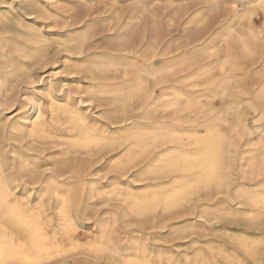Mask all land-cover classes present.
Here are the masks:
<instances>
[{"label": "bare ground", "instance_id": "6f19581e", "mask_svg": "<svg viewBox=\"0 0 264 264\" xmlns=\"http://www.w3.org/2000/svg\"><path fill=\"white\" fill-rule=\"evenodd\" d=\"M139 1L147 8L152 0ZM231 1L223 24L214 27L204 13L196 11L182 22L177 35L167 26L143 25L137 11L107 25V47L84 59L90 78L86 90L90 98L103 100L102 120L98 114L89 117L83 107L85 98L73 96L62 84L61 94L51 80L30 93L25 111L7 121L8 136L15 142L10 162L0 152V264H96L99 259L112 264H264V232L225 229L223 234L235 245L233 249L209 240L204 249L197 246L192 253L181 251V260L174 250L150 243V238L163 232L153 227L131 228L136 220L156 210L189 204L201 191L212 194L198 204L199 216L222 217L228 222L241 219L248 226L264 220V178L251 188L239 182L233 206L224 198L210 203L218 193L228 196L234 151L242 158L247 153L245 163L238 165L241 179L264 175V129L258 128L259 143L249 152L238 146L241 135L249 132L239 117L240 105L251 108L257 120L264 117V21L260 28L253 26L255 7L264 10V0ZM38 6L44 9L41 3ZM44 11L54 17L52 11ZM244 21L247 31L236 32L234 25ZM22 25L17 29L20 40L0 36V85H9L11 76L27 75L23 58H45L49 37L33 26L22 32ZM79 29L57 44H70L72 52L82 55L96 28L86 21ZM171 45L175 54L163 57ZM223 48L220 59L210 58ZM248 66H254L253 75L260 77L253 92L244 83ZM216 67L223 74L218 80L211 75ZM111 71H120L121 79H113ZM200 79L206 85L205 102L192 89ZM232 86L241 94L233 92ZM224 97L229 103L217 106L215 100ZM159 111L171 115L153 118ZM231 114H235V122L230 125ZM21 138L59 146L44 161L45 170L38 171L42 167L38 156L19 149L16 142ZM121 147L105 156L103 165L93 167L91 157L100 150ZM144 155L146 160L137 166ZM130 169L132 181L146 176L149 182L134 188L130 181L112 178L102 182L99 178L109 171L122 176ZM112 200L119 204L104 208L101 215L96 213L97 205ZM193 222L180 221L167 232L207 229L201 222ZM197 242L192 240V244Z\"/></svg>", "mask_w": 264, "mask_h": 264}, {"label": "rangeland", "instance_id": "374dc122", "mask_svg": "<svg viewBox=\"0 0 264 264\" xmlns=\"http://www.w3.org/2000/svg\"><path fill=\"white\" fill-rule=\"evenodd\" d=\"M38 3H41L44 6V9L39 8ZM238 4L237 7H239L237 9L241 7V3ZM231 7V0H152L150 6L147 8H142V4L139 0H0V36L12 37L10 41L14 39L20 40V34L17 29L18 24H23L20 28V31L26 32L29 29V26H33L38 29L41 34H44V36H47V38L49 37L45 43L46 46L44 48L46 52L45 58H23L22 61L25 64L23 72H27V75L25 74L24 76L17 78L11 76L9 85H0V152H2V156L8 160L7 162H10L11 156L14 155L12 149L15 145V142H13L12 139L10 140L8 136L6 129V125L8 123L7 121L17 118L20 114H22L26 109V107H24V103L27 101L26 99L28 98V96H30V93L32 91L36 92V88L41 83H46L49 80L52 81L53 88H55L57 94H61L62 90L60 91L59 84H62V88L70 89L73 96L76 95L75 97H78L82 101L85 98L83 107L86 114L89 117H91V115L93 116L94 114H98L99 118L102 120L103 115L101 114V110L103 106L100 105V103L103 100H97L92 96L90 98L91 94L88 90H86L89 89L90 78L88 75L89 70L87 67V63L84 62V59L86 55L93 52H100L102 49H105L107 47L108 40L104 36L106 33L105 29L107 25L112 26L118 22L119 18L126 19L137 11L139 19L143 25H147L152 22L156 26H167L169 30L172 31V35L173 33L177 35L178 32H181L182 22L192 12L199 11L204 13L207 20L213 23L215 27L224 23L222 17L223 15H225L224 13H230V10L228 9ZM47 9L54 13V17H50L49 15H47V13H45L44 10ZM255 10L256 13L253 16V26L254 28H260L261 23L264 21V10H262V7L259 5L255 7ZM86 21H90L94 24L96 33L91 38L89 47L84 50V53H82V55H77L75 51L72 52L73 49L70 44H57L58 41L60 42L65 40L69 34L75 32L76 30H80L79 28H81V26ZM241 25L243 26V28L241 27ZM247 25L248 24L246 21L240 24L237 23L234 25V29L239 33L246 32L248 27ZM24 39V44L27 46L29 42L26 38ZM27 48L25 49V51L27 50ZM223 50L224 48L219 49L218 53L214 51L211 54L210 58L220 59L224 53ZM263 51L264 48H262V56L264 54ZM174 54L175 49H173V45H171L168 50L165 51V55L163 57H167L170 55L173 56ZM160 59L161 57L158 58V60ZM79 63L82 66H79ZM253 67L254 66H248L247 68H244L245 71H247V76L244 79V83L249 85V90L251 92H253V89L260 79L259 76L253 75ZM109 75H114L113 79L115 80L121 79L120 71L118 73H114L111 71L109 72ZM211 75L215 80H218L223 74L216 67L212 70ZM237 78L241 79L239 77H236V80ZM60 80H62V82ZM202 81L204 80H198L197 84L192 86V89L198 90V92L196 93L199 95L198 100L205 102L206 99H204V88L206 87V85L203 84ZM244 83L242 81L238 82V84L242 86L244 85ZM251 83H253V85ZM76 85H79V87H77ZM232 88L233 92L239 95L241 94L239 88H235V86H232ZM166 92L167 91H164V93ZM40 97L42 100H44L43 96L40 95ZM227 103H229L228 97H224L221 101L218 99L215 100V104L217 106H225L227 105ZM238 112L240 114V119L243 120L249 127V132H244L241 135V139L239 138L240 140L238 141V146L240 149L249 152L251 148H254V145L259 143V139L257 136L259 129H264V117H262V120H257V117L255 116L253 110L249 107H246L245 104L240 105V107L238 108ZM157 113L158 114H153L152 117L167 118L171 115L170 112L167 113L159 111ZM162 113H165V115H167L165 116ZM234 115L235 114L230 115V125L235 122ZM194 117L195 116H193L192 118ZM223 128L229 135H233L235 137V132H230L229 126H224ZM248 140L253 141L249 145H242ZM16 144L17 146H19V149L22 152L27 153L28 155L38 156L40 158L41 162H39L42 167L39 168L38 171L46 169L44 161L50 157L51 153H54L59 149V146L52 143H50L49 145V142L41 144H36V142L28 143L27 138L18 139ZM121 149L122 147L117 150H106L103 148V150H100V152L95 155L96 157H91V163L93 164V167H100V165H103L104 163L105 156H107L109 153L121 151ZM73 155L74 154L69 156ZM245 155H243L244 158H246ZM146 157L147 155H144L142 158H140L137 166H140L142 163H144ZM232 157L234 164L232 166V179L228 187V196L218 193L214 196V200L210 201V203L219 202L224 198L227 203L233 206V203L237 198L235 189L236 185L239 182L243 181L245 182L246 186L251 188L254 183L264 178V175H261V177H255L250 180L241 179L238 173V165L240 163H245V159L238 156V150L232 153ZM131 170L133 169H130L122 176L116 171H109L106 172L104 176L100 175L99 178L102 182H107L112 178H114L115 181L121 183L124 181H130L134 188L141 187L144 182H149L150 178L146 176L137 178L135 181H132V179H130ZM159 179L166 181L169 180L170 177L166 176L165 178L163 176H159ZM208 194H212V191H201L193 201H191L187 205H184L183 207L169 209L166 211L156 210L152 214H147L146 216L141 217V219L136 220L135 225H132L131 228H136L141 231L144 228L153 227V229L158 230L159 232H163V234H161L160 236H156V238H150V243L154 244L158 248L168 247L171 250H174L176 256L178 255V259L181 260L183 259V254L181 253V251L192 253L194 251L193 249L197 246L204 249L205 242L209 240L216 241L217 245L221 243L226 248L233 249L235 245L229 241L227 236L223 234V231L225 229L233 230L240 228L249 232H264V220L262 222L255 223L252 226H248L244 225L241 219H237L233 222H228L225 221L222 217L212 220L211 217L205 215L199 216L200 213L198 210V204L200 203V201H205ZM92 200L98 202L97 198H93ZM112 204L119 203L115 200H112V202L109 201V203L107 204H99L96 206V213L99 211V213H97L98 215L103 214L104 210ZM153 218H155L156 221L153 220ZM191 219H194V224H197L198 221L201 222L202 225H204V227H206L207 229L202 230L201 228L197 227V229L195 230L178 231L177 233L168 234L169 232L167 231L171 226H176V224H178V222L180 221H182V223L188 224L190 223ZM151 221H154V223L152 224ZM148 231H150V229ZM193 239L198 240V242L192 244ZM105 263L112 264V261L107 259H99L96 262V264Z\"/></svg>", "mask_w": 264, "mask_h": 264}]
</instances>
